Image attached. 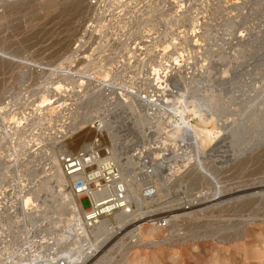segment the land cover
I'll list each match as a JSON object with an SVG mask.
<instances>
[{
  "label": "rangeland",
  "instance_id": "1",
  "mask_svg": "<svg viewBox=\"0 0 264 264\" xmlns=\"http://www.w3.org/2000/svg\"><path fill=\"white\" fill-rule=\"evenodd\" d=\"M102 122L119 127L122 161L182 132L175 150L187 157L163 167L154 201L90 255L102 231L77 237L50 195L62 155L89 153L96 137L110 155ZM127 179L131 199L142 194ZM158 218L167 227L147 223ZM69 255L264 264V0H0V264Z\"/></svg>",
  "mask_w": 264,
  "mask_h": 264
},
{
  "label": "built area",
  "instance_id": "2",
  "mask_svg": "<svg viewBox=\"0 0 264 264\" xmlns=\"http://www.w3.org/2000/svg\"><path fill=\"white\" fill-rule=\"evenodd\" d=\"M153 59L154 57L147 56L142 63L145 64L147 62L150 64ZM169 68L172 70L171 67ZM180 135L181 133L171 138L173 139L172 141L164 142L170 138L169 134H167V137L159 139L156 143L153 142L150 145L148 143V147L143 145L137 147L130 155L135 159L136 165L125 171V173L130 174L129 177L138 185L140 193L142 192V197L147 199L149 204L155 198V185L159 182H164V179L168 180L167 174L162 176L163 167L173 169L177 165V158L187 157L181 149V152L175 150V138L186 137L184 132ZM100 139L98 137L93 139L92 149L89 153H69L60 157L61 171L66 177L71 179L80 175L70 180L69 188L71 193L78 197L82 210L85 209L82 208L80 201L83 198L87 199L89 208L83 218L86 225L91 228L95 227L100 220L112 218L118 213L128 215L135 209V203L129 195V181L127 178L125 179V173L121 165L109 158L102 139ZM170 146L172 147L171 149L169 148ZM84 165L89 166L85 171ZM12 207L13 205L10 206L9 213H13ZM189 209L186 207L184 210ZM169 221L170 219L158 218L156 220H148L147 223L163 228L167 227ZM65 259L66 257H58L52 263H48L67 264Z\"/></svg>",
  "mask_w": 264,
  "mask_h": 264
},
{
  "label": "bare ground",
  "instance_id": "3",
  "mask_svg": "<svg viewBox=\"0 0 264 264\" xmlns=\"http://www.w3.org/2000/svg\"><path fill=\"white\" fill-rule=\"evenodd\" d=\"M123 121H124V119L121 121V123H124ZM99 123H101V122H99ZM102 124H103V122H102ZM102 124L100 126L97 125L98 127L95 128V130H97V131L101 130V129H105L106 130V133H107V135L109 137V140H110V143H111L110 148H109V152H110L109 158L114 160V161H117L121 165V167H122V169H123V171L125 173V171L129 170L130 168H133L136 165L135 164V159L132 156L129 155L127 158L125 157L126 158L125 161H122L124 159L120 158V154L118 153V149L120 147L123 148L126 145H124V143H122V142L120 143L119 132H118V129H116L117 126L116 127H113L112 125L104 126V124L103 125ZM201 127H202L201 130H200V127L198 129L200 131H202L203 135L205 134V136H208L209 134H212L213 129H214L212 124H204V126H201ZM117 128H119V127H117ZM186 129H188V128H186ZM192 129H189V130H192ZM196 132H197V130H196ZM194 133H195V130H194ZM237 136H238V134H237ZM198 152H199L198 153V155H199L200 151L198 150ZM88 167H89L88 165H84V171ZM124 175H125V179H126V178L129 177L130 174L129 173H127V174L125 173ZM79 176L80 175L74 176L71 179L77 178ZM54 178H55V182H56V185H57L56 187H57V191H58V194H57L58 197L56 195H50L51 196L50 198H51V200L53 202L50 201L52 203V206H50L49 208L52 207V209H53V207L55 206L54 209H56L55 211L57 212V215H61V216L63 215V212L65 210L69 211V216H72V218H73L72 221H74V223L79 227V230L81 232V233H79L77 235V237H79V238L80 237L82 238V235H83L84 238H91L93 236V234H94L93 231L96 230L97 228L100 229L99 231H102V232H100V233H98L96 235L94 234V236H93L94 239L91 238V241L93 242V244L91 245V248H89V254L90 255L93 254V253H96L98 250H100V246L105 241V238L108 235H110V233H112L115 230L117 231V229L119 227H122L125 224V222L135 221V218L138 215L137 206H139L140 204H143V199H145V198L142 197V194H139V196H136V198L132 199L133 202L136 201V202H139V203L137 205H134L135 210H133V212L131 214H128V215H123L122 213L115 214V215H117V216L114 217L118 221L117 222V226L112 227L111 224H110L109 219L105 218L103 220H100L95 227L91 228V227H88L86 225V223L84 222V218H83L84 215L87 214V211L81 209L78 197L73 195L71 193V191H70L69 187H70V180L71 179L66 177L61 170L59 171V173L56 174V176ZM129 187L130 186L128 185V190H129ZM44 190L46 191V186L45 185L42 186L40 189H38L37 193H39V191L42 192ZM131 190H132V188H131ZM129 195L131 197L130 192H129ZM33 196H34V194H33ZM156 196H157V189L155 188V197ZM35 198H37V197H35ZM137 200H139V201H137ZM35 201L36 200L31 198L30 195L28 194V197H26L24 199L23 207L27 208L29 204L33 205L35 203ZM37 208H39V207H37ZM75 218H77V220H75ZM56 224H57V222H56ZM73 258L74 257L72 255H69L68 258H66L65 260L67 261V263H70V264L72 263L73 264V262H72ZM82 259H83V257H82Z\"/></svg>",
  "mask_w": 264,
  "mask_h": 264
}]
</instances>
